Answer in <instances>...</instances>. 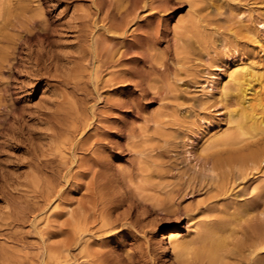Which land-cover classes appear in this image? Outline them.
Here are the masks:
<instances>
[{
    "label": "rangeland",
    "instance_id": "1",
    "mask_svg": "<svg viewBox=\"0 0 264 264\" xmlns=\"http://www.w3.org/2000/svg\"><path fill=\"white\" fill-rule=\"evenodd\" d=\"M101 1L106 10L108 0H38L46 26L35 18L15 41L0 92V264H199L173 261L170 231L191 238L229 201L199 167L209 157L199 148L204 135L227 131L237 110L217 89L228 72L236 64L264 68V0H160L154 11L136 10L135 31L114 35L92 22ZM194 21L204 27L198 36ZM95 37L101 47L129 50L97 75ZM79 71L78 83L65 80ZM143 174L158 201L137 194ZM245 176L235 177L242 183L231 197L238 191L250 209H264V172L257 192L241 191L251 182ZM80 216L95 229L73 243ZM247 229L241 222L231 242Z\"/></svg>",
    "mask_w": 264,
    "mask_h": 264
},
{
    "label": "bare ground",
    "instance_id": "2",
    "mask_svg": "<svg viewBox=\"0 0 264 264\" xmlns=\"http://www.w3.org/2000/svg\"><path fill=\"white\" fill-rule=\"evenodd\" d=\"M54 1L58 2L59 0ZM94 1L95 0H93V2ZM159 2L161 1L108 0L104 2L106 4L108 3V8L104 10L101 1L99 4L96 3V12H98V14L96 13L97 21L95 19L92 22L100 27L101 34L103 35L107 33L109 35H114L118 31L126 32L129 28H131L130 32L132 33L136 30L134 27L136 24V10L139 7H148L150 10H153V8H155L154 4H158ZM30 3L36 4L32 8ZM127 3H129L130 6L124 10H121V8H123ZM110 5H115V14H111L110 11H108V9L111 8L109 7ZM52 6L55 7V2L52 3ZM31 10H34V13H31L30 15L28 13ZM42 13L43 12L39 7L38 0H0V92L3 90L2 79L4 80V78L2 77L5 75L4 70L10 68L11 63L15 58L14 56L12 57L14 54V48H16L15 41L17 39L19 40L24 30L25 32L29 30L28 27L31 29L32 20L35 18H38L39 24H41V26H46V21L43 19ZM262 26H264V23H262ZM202 28L204 27L201 24L194 21L189 29L195 33V36H198L201 33ZM250 32L253 33V30L250 29ZM109 38L110 37L106 39L109 40ZM101 40H98L97 37L92 38L93 45L89 51V54L93 59V65L95 68L93 72L95 75L101 72L99 71V68L105 67L106 69V67H110L111 65L116 66V64L118 66L122 62L121 58L123 59V57L128 55L127 53L129 52V50H121L120 48L115 50L113 48L110 49L108 48V44L107 47H101ZM256 40L259 41V38L257 37ZM135 41H137V39H135L133 36L131 49L134 50V52H136L135 50L138 47V41ZM123 46L125 47L126 44ZM128 47L129 45L125 48L128 49ZM233 50L235 51L236 49ZM84 57L86 56L84 55ZM36 62L37 60H35L33 64ZM234 66L235 67L232 68V70L226 75L227 80L224 82L221 81V83L217 86V89L219 90L218 93L221 95H229L234 99V105L237 106V110L235 111V114L228 119V130H220L221 132L213 131L210 134L208 133L207 135H204L202 137L203 141L199 148L201 153L209 155V157L206 158L203 164L199 167L203 169V171L214 174V180L216 179V183L213 184V189L218 194L217 196H219V194L221 196L223 195L229 201L224 207H222L217 216L204 219L200 229L194 230V236L191 238L182 240L179 237L173 236V231H170V247L173 253V261L176 263H182V259L184 258V263H188L190 260H195L199 264H264V209H260L258 207L250 209L249 199H237L238 191L234 197H231V194L233 193L232 191L236 187H239L241 185L240 183H242V180L241 182L239 181L240 183L236 182V179L240 178V176L244 177L245 175L251 174V177L248 178L251 182L249 181V183L247 180L246 182L249 184L240 188H244L245 191H243V189L241 190L244 192V194L255 191L257 192V190L260 188L258 181L264 172V68L252 64L251 66L247 65L248 67H245L246 65L244 66L238 64ZM115 70H118V68ZM82 72H84V70ZM90 75L92 76V74ZM76 76L82 77L83 74L81 71H79L75 75L70 74L66 76L65 80L70 84H76L78 83V81L74 79ZM83 77H85V74ZM213 81V76H209V78L202 85L201 95L207 96L210 93L209 88L212 86ZM1 93L0 106L5 108L3 102L6 98H4V94L2 95ZM3 93H5V91H3ZM203 122L206 123V120ZM243 128H246L249 132L243 131ZM197 132L199 134H204L202 122H199ZM139 154H142V152L139 151ZM141 172L142 171L140 170L139 174ZM146 173L147 172H145V174ZM145 174L142 175V177H144V181L143 179L139 181L138 184L135 185V190L142 198H152L151 201H154L153 199L158 201L157 196H154L153 194L150 195L151 192L148 194V185L147 182L145 183V181H147L145 179ZM235 182L237 184H235ZM241 191L239 190V192ZM157 204H160V202ZM171 205H169L170 209ZM160 207L162 211L165 208V206L164 208L162 206ZM166 210L164 209L165 212ZM254 211L258 212L254 214ZM98 212L99 211H97V213ZM82 217H77L78 221L76 220L77 218H75L77 222L76 224L74 223L75 225L73 224L74 227L72 226L73 231H71V233L73 232V235L71 234V237L73 236V243L77 241L80 234L81 237L82 233L84 234L89 232L91 229H95V227L92 228L93 223L90 225V221H88V219H90L89 217L88 219ZM94 218H96V216H94ZM253 219H256L257 222L249 224L248 222H251ZM241 222L246 223L247 228H249L247 229L249 235H247V237H245V235L244 240L240 241L238 244H233L230 239H234L233 235L236 233L235 228L237 226H241ZM68 232L70 231L68 230Z\"/></svg>",
    "mask_w": 264,
    "mask_h": 264
}]
</instances>
